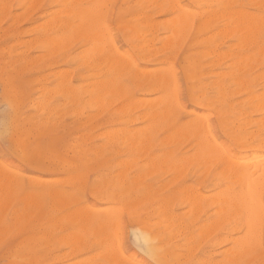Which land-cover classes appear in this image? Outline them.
<instances>
[{
	"label": "rangeland",
	"instance_id": "rangeland-1",
	"mask_svg": "<svg viewBox=\"0 0 264 264\" xmlns=\"http://www.w3.org/2000/svg\"><path fill=\"white\" fill-rule=\"evenodd\" d=\"M64 1L0 0V168L3 167V169H0V183L2 185H0V212H2V214L0 213V264H109V262L110 264H264V182L261 187H256L261 184L258 183L261 178H258L259 180L255 179V170L252 172V169L251 172L254 174L250 176L249 173L248 177L250 176V181H253L251 178L254 177V182L256 183L257 181L259 184L254 185L255 183H252L253 187L259 188L255 197H259L261 201H258L262 205H260L262 207V215L259 225V242L257 241L258 243H255V246L252 243V245L248 243V248L250 244L252 249H248L247 246H245L246 248L242 247L244 245L237 243L241 247L237 245L239 249L236 248L235 251L240 256L234 255L235 251L233 255L236 257L233 256L232 258L231 254L236 244L235 241L239 242L241 240L238 241V237H243L242 239H245L244 236L247 237V234L244 235L246 230L243 228L244 225L238 222L239 220L240 222L246 220L243 216L242 219H238L236 210L244 208V199L251 200L249 202L254 203L255 206L251 203V207H256L257 204V202L255 203L257 197L252 201L253 199L250 196L254 197V194L250 196L248 195L250 192L247 194L250 189H254L252 186V188H247L250 182L249 184L245 183L249 180L246 178L247 180L244 183V178L242 180L241 176L240 178L238 176L240 181H236L235 177L237 178V175H240L238 171L245 165L244 163L250 164L248 166L251 168L256 162V160L253 161L255 158L264 157V112L262 113L264 111V100L260 104L264 97V95H260L264 94V22L262 21L264 20V0H235V11H238L233 16V19H235L234 21L238 19V22L242 19V23L232 22L233 24H225L224 17L215 19L214 25L218 27L213 33L211 39L213 42H210V45H206L209 40L205 41V39H209L208 36L210 34L207 36V34L201 32L202 14L207 10L217 8L215 0H175L176 4L172 3L176 6L170 3L171 0L170 2L169 0H153L154 3H152V0H108L104 3L107 4V6L104 5V7L106 6L105 10H103V6L99 5L102 12L98 13L99 16L96 15V18L99 19L97 25L100 26V21L104 22L105 31L107 29L109 33L104 31L103 33L104 35L110 34L109 36L112 37V40H110L113 41L111 43L107 41L109 36H107L106 42L100 41V44L104 42L102 44L105 51H103V45L101 48L104 56H102L101 52H98L97 56L95 54L97 51L92 48L90 54L91 52L93 54L90 56L87 53L89 52L87 47L89 48L91 42L94 41V39L91 42L89 41L91 35L87 39L85 34L83 38L78 33L79 37L76 32L75 35L78 38L73 37L75 36L74 30L72 37H66L71 34L70 28L73 27V23L77 21V18L80 22H77V26L74 27L77 28L78 32L82 30L80 34L85 31L84 25L91 16L92 20L90 18V23L96 24L94 23L96 19H93V15L88 16L83 21L82 18L84 16L81 17L82 15L80 16L74 12L77 17L72 19L74 14L70 8L72 7L73 9L74 7L73 10H75V4L76 7L80 5L84 8H90V3L92 5L95 2L97 5L96 1L80 0L81 2H79V0H74L73 2L76 1L77 3L73 4L70 3V0ZM150 2L152 3L151 5H149ZM69 3L72 5L69 6ZM159 4H162L160 8ZM59 6H62V8L60 9ZM80 6L79 8L81 9L82 7ZM142 6L145 7L143 8ZM174 6L176 8L181 7L182 12L187 11L188 15L186 16L190 20L193 19L191 20L192 23L189 24L191 28L186 26L188 33L184 30L181 36L175 34V38H170L171 28L175 29V31L171 30L175 33L179 31L176 28V24L179 21H177V18H180L178 16L180 12L177 15L173 14L177 11ZM95 7H93L94 10H100L97 8L98 5ZM93 8L90 9L91 12H88L92 14L93 11L95 13ZM65 10H70L71 12L68 11L69 13L66 12L68 14L64 15ZM178 10L181 11L180 8ZM251 12L255 14H251ZM70 14L72 15L71 18L69 17ZM260 14L261 16L263 15V18H261ZM123 15L125 16L123 17ZM190 15L193 17L191 18ZM248 15H250V18ZM251 16L262 23H257L256 21L257 24H261L257 25V27H262H260L262 34L257 31L256 33L252 32L251 35V29L249 31V27L251 28V23L253 22L250 20ZM62 20L71 24L68 25L67 22ZM144 21L153 23L151 25L154 26H151V30L149 29L150 24L148 22L144 23ZM245 21L247 22L246 25H249L247 26L248 30L244 29L247 27H243V25L246 26ZM124 22L126 25L131 24V26L124 28ZM133 22L134 24H132ZM235 23L236 26L234 25ZM240 23L243 25L241 26ZM65 24L68 26L63 29ZM143 24L146 25L144 26ZM238 25L241 29H239ZM80 26H83L84 29L83 27L80 29ZM89 27H91L90 24ZM89 27L85 33L90 34L91 29L96 31L95 25L91 29ZM99 29L97 28V31ZM137 29L139 34V30L144 31L141 32V35H137ZM228 29L230 33H227ZM242 30L245 32H241ZM93 32H91L92 36H94ZM174 32L172 33L173 35ZM96 35L97 33L95 34V39L99 36ZM104 35L101 40H104ZM183 36H185L184 39ZM49 37L53 41L55 40V43ZM63 37L67 39H63ZM178 37L182 39L179 40L177 39ZM252 37L253 39H251ZM198 38L200 40L196 41ZM97 39L95 42L98 41ZM170 39L177 45L171 43ZM244 41L245 43H243ZM200 42L204 45H201ZM97 43L99 44V42ZM113 43L115 45L112 48L110 44L113 45ZM164 44H166V47ZM243 44H245V47ZM110 47L114 51L117 50L115 52L112 51L113 53L111 54V50L109 51L108 49ZM205 52H207L206 55L204 54ZM197 53V58L192 56ZM87 54L90 56L89 58L86 56ZM121 55L125 61H122ZM242 55L244 57L241 59ZM246 55L248 58L251 57V59H246ZM83 56L86 60H84L85 62L83 61ZM114 56H121V58H115ZM113 57L114 62L112 61ZM196 59L200 68H198L199 75L197 73L196 76L189 77L191 61ZM239 59L241 62L245 60L239 63L237 61ZM100 60L101 63H99ZM115 60L120 62L122 65L121 69L117 66L118 63ZM124 62H127V67H125L126 64L123 66ZM244 64L246 65L244 66ZM128 65L130 66L128 67ZM168 66L172 72L171 70L169 71ZM235 66L238 67L235 68ZM164 69L168 71H165V74L163 72ZM168 73L170 76H168ZM162 75L165 78L163 81ZM239 80L240 82L238 83ZM109 81L110 83L112 82L113 87L109 84ZM169 81L175 84L174 91L176 90V92H171L174 84L172 83L173 88L170 87ZM117 83L119 87L116 86ZM168 86L172 88L169 91L173 96L175 94V97H173L174 101H170L172 94L169 91L167 94ZM105 87H108V90ZM117 87L122 89L123 93ZM103 89L104 91L105 89L107 90L105 91L106 94L103 93ZM100 92L103 95L100 94V96ZM162 92L165 95L167 94L171 103L167 98H164L167 97L165 95H162L164 99H160ZM92 95L94 98L98 95L99 98L96 96L97 98L95 99L97 101L99 99L101 103H97V101L95 103ZM250 97L253 99H250ZM153 98L160 99L159 103L154 102ZM150 99H153V103ZM133 100L135 102H132ZM149 100L148 104L147 101ZM237 100L239 101L237 102ZM102 103L105 105L103 106ZM128 105L131 106L129 107ZM157 106L158 108H156ZM166 106L170 108H166L165 111ZM172 106L176 109H172ZM149 110H151V113L158 112L156 115L155 113L150 115ZM162 110L165 111V114ZM145 112H147L146 115ZM150 116L153 117L150 118ZM156 119L159 120V123ZM198 119L202 123L204 122L200 124L201 126H208L202 128L210 134L208 138L207 135L209 134L206 135L207 132L205 134L203 132L202 137H200L203 141L198 138L201 135L200 131L197 130L198 126V129L201 128L200 125L193 122ZM150 121L155 123V126L152 124L153 126L151 127ZM189 122L192 126L196 125L197 128L196 126L192 128L191 124L188 125ZM183 123L187 125L185 126ZM180 126L182 127L180 128ZM175 129L176 132H179H173ZM145 130L149 131L148 135ZM185 132H188L189 135L187 136ZM172 133L178 135H173L172 137ZM180 134L183 135L181 136ZM136 137L138 138L136 139ZM205 137L208 138L205 140L206 142L204 141ZM169 138L172 142L167 141ZM143 139L144 141H142ZM197 139L202 141V143L205 142L210 150L212 142L220 145L221 147H219L222 148V151L220 149L214 150L216 147L213 146V155L215 152L218 158V154L221 152V155L224 153L229 160L227 158V161H225V156L222 158L219 154L221 157L218 159L222 158L220 160L221 163L218 159L213 163L211 155L209 158L212 162H210L209 158V161H206V156L199 154L203 149H200L197 152L198 154L195 155L198 150L195 148L202 147V143H198ZM138 140L142 142L140 143ZM147 140H149L148 144ZM205 147L203 148L205 149ZM77 148H79L78 152L75 150ZM205 150L202 153L206 152L208 154L209 150L208 152ZM212 152L210 151L211 154ZM162 153H166L168 156H162ZM161 156L162 158L165 156L163 158L164 162H162V159L160 160ZM184 156L186 159L188 156L187 161L183 158ZM199 156L203 158L201 159L202 161L204 160L203 162H199L201 161ZM193 157L195 158L193 159ZM158 158L161 163H159ZM182 160L184 161L181 164ZM230 160H235V163L237 161V165L239 161L247 160L253 164L247 163V161L243 165L240 163L238 166H242L238 167L237 165L234 166V162L232 163ZM263 160L261 161L259 158L256 162L258 164L261 161L259 163L261 167L258 164L261 169H263L261 165L264 162ZM208 162L210 165H207ZM229 163H231V166ZM145 164L147 167H145ZM4 167L9 168L10 173ZM225 167H227L226 170ZM256 167L254 166L253 168ZM202 168L204 169L203 171ZM237 168L239 169L237 170ZM249 168L247 170H250ZM260 170L256 171V173H262ZM8 173L15 178L17 177L18 182L17 180L11 182V180L6 179L5 175ZM260 176L262 177L261 174ZM263 180L264 178H262ZM4 185L10 188V191L7 188L4 190ZM240 185L243 188L246 185V191L242 190L243 188ZM227 194H229L227 200L231 199V201L234 196V198L241 197V200L238 199L237 202L239 203L238 206H240L239 200L242 202V208H237L238 206H235L234 203L236 204V202H234L230 205L231 207L234 205V207L231 209L228 205V209L226 206L230 201L228 200L229 202L227 201L226 203L223 200L226 199L225 196ZM7 195H9V198ZM212 199L215 200L211 201ZM258 204L257 206H259ZM248 205L245 207H248ZM114 206L118 208L116 207L117 209H115ZM251 207L248 208L251 209ZM73 209L75 210L73 211ZM221 210H223L224 214ZM108 211H111V213H108ZM78 213L87 216H83V219L80 218L82 216L78 215ZM229 213L232 217H229ZM90 214H93L94 217L89 218ZM111 214L112 216H110ZM163 214L166 216L164 217ZM104 216L109 220L107 224L104 221L105 225H102L103 221L101 219L104 220ZM86 217H88V221ZM112 217H114L113 219L116 218V221L113 220V222ZM89 220H91V223ZM234 220L238 223L235 224ZM96 222L99 225L101 224L99 228ZM101 226H104V229ZM226 227L229 228L227 229ZM85 228H88L87 231ZM69 232H73L72 234L74 235L78 232L76 234H80L81 237L80 235H75L76 237L72 236V240ZM114 232L117 233L116 237ZM140 236H146V238L150 239L153 242L152 244H155L153 246L154 249L157 248V253L155 251L152 254L150 246L145 245L146 243L140 239ZM234 237L236 238L235 241L232 240L235 239ZM74 238L76 240L80 238V241L76 242ZM72 241L74 242L72 243ZM113 242H115L113 246H109ZM106 245L108 246L107 248L105 247ZM114 248L119 250V252H115ZM106 249H108L107 252ZM240 249L243 251L248 250L241 254ZM239 251L240 253H238ZM110 252L115 253L112 256L109 255ZM101 253H103V256H101ZM126 259L128 260L126 261Z\"/></svg>",
	"mask_w": 264,
	"mask_h": 264
},
{
	"label": "bare ground",
	"instance_id": "bare-ground-1",
	"mask_svg": "<svg viewBox=\"0 0 264 264\" xmlns=\"http://www.w3.org/2000/svg\"><path fill=\"white\" fill-rule=\"evenodd\" d=\"M62 1H64V0H60V1L58 0V2H62ZM73 1H74V0H72V1L70 0V3L73 4V3L76 2V1H75V2H73ZM77 1H78V0H77ZM81 1H82V0H81ZM81 1L79 0V2H81ZM87 1H88V0H87ZM89 1H90V0H89ZM93 1H96L98 7H97V5L95 4V2L92 3V5L96 6L97 8H99V7L101 8V6H103V7H102V8H104L103 10H105L107 4H104V3H106L108 0H106V1H104V0H98V1H97V0H92V2H93ZM109 1H110V0H109ZM132 1H133V0H132ZM147 1H148V0H147ZM150 1H151V0H150ZM215 1H216L217 8H215V9H213V10H209V11L207 10V11H205V12L202 14V18H203V19H202V25H201V32H203L204 34H207V36H208V34H210V35L208 36L209 39H205V41H208V40H209L208 43H207L206 45H208V44L210 45V42H213V41H211V39H212V37H213V33H215V31L217 30V27H218L217 25H214V21H215V19H218L219 17H220V18H221V17H224V18H225V21H224L225 24H230V23H232V22H236V23L238 22V21H237V20H238L237 18H236V19H237L236 21H234L235 19H233V16H234V15L237 13V11H238V10L235 11V7H234V2H235V0H215ZM259 1H260V0H259ZM262 1H263V0H262ZM262 1H261V2H262ZM36 2H37V0H36ZM64 2H65V1H64ZM90 2H91V1H90ZM101 2H102V3H101ZM124 2H125V1H124ZM160 2H161V1H160ZM163 2L165 3V1H163ZM169 2H170V0H169ZM172 2H174V3L176 4V1H175V0H173V1L171 0L170 3H172ZM206 2H207V1H206ZM21 3H22V2H21ZM70 3L68 4L69 6L72 5V4H70ZM76 3H77V2H76ZM145 3H146V2H145ZM147 3H148V2H147ZM152 3H154L153 0H152ZM152 3L150 2L149 5H151ZM157 3H159V2H157ZM174 3H172V4H174ZM23 4H24V3H23ZM29 4H30V3H29ZM29 4H28V5H29ZM31 4H32V3H31ZM58 4H60V3H58ZM61 4H63V3H61ZM82 4H83V3H82ZM82 4H81V5H82ZM143 4H144V3H143ZM175 4H174V5H175ZM251 4H253V3L251 2ZM254 4H255V3H254ZM88 5H89V4H88ZM92 5H91V3H90V5H89V6H91L90 8H89V7H85V8H84L83 6H80V5H79L80 7L84 8V9H85V10H84V9H82V8L80 9L79 6L76 7V4H75V10H73L74 7H73V9H72V7H71L70 9L72 10V13H73V14H74V12H75V13H77V14L80 15V16L82 15L81 17L84 16V17L82 18L83 21L86 20V18H88V16L90 17L91 15H93V16H94L93 19H96V20H97V22H96V20H95V22H94V23H96V24H94L95 27H96V28L94 27L96 31H94V29H91V27L94 26L93 24L90 23V22H91V21H90V18H91V20H92V16H91V17L89 18V21H87V23H85V25H86V24H88V22H89V24H90L91 27H89V24L86 25L87 27L84 25V27H85L86 29H84V27L82 26L83 29H84L85 31H87V28L89 27V28L92 30V31H90V29H88V30L90 31V34H89V33H85L84 30H83V31H84L83 34H80V33L82 32V30H81V32H78V31L76 30L77 28L74 27V26H77L76 23H77V22H80V21L78 20V18H77V21H75V22L73 23V27H71L72 29L70 28V30H71V34H70V35H67V36H66L65 34H64V35H65L67 38H68V37H72V34H73L72 32H73L74 30H75L74 35H75L76 32H77V35H78V33H79V35H82V37H83L84 34H85V36L87 37V39H88V37H90V35H91L92 38L90 37V38H89V39H90L89 41L91 42V41H93V39H94V41L91 42V45H93V47H91V45L88 44V45H90L89 48L87 47V49H89V52H87V50H86V52L90 54V50H91V48H92L93 50H96V51H97L96 53H95V51H94V53L97 55V54H99L98 52H101V48H102V45H103L102 43L106 42L105 40H106L107 36H109L110 34H108V35L105 34V35H106V37H105L103 31H104L105 33H109V32H107V29H106V31H105L104 22H102V21L99 22V25H100L101 27H104V28H101L100 26L97 25L99 19L96 18V15L99 16L100 11L102 12V9L99 8L100 10L96 11L97 9L94 10V8H93L94 6H92ZM99 5H101V6H99ZM104 5H106V6L104 7ZM126 5H127V4H126ZM145 5H146V4H145ZM160 5L162 6V4H159V8H160ZM31 6H33V5H31ZM73 6H74V5H73ZM118 6H119V5H118ZM157 6H158V4H157ZM157 6H156V7H157ZM175 6H176V5H175ZM175 6H174V7H175ZM96 7H95V8H96ZM142 7L144 8L145 6H142ZM177 7H178V6H177ZM182 7H183V6H182ZM260 7H261V5H260ZM59 8L61 9L62 6H61V7L59 6ZM64 8H65V6L63 7V11H64ZM76 8H77V9H76ZM87 8H89V9H87ZM92 8H93V10L95 11V13L92 11V14H91V13H90V12H91L90 9H92ZM143 8H141V9H143ZM167 8H168V5H167ZM171 8H172V7H171ZM179 8H180L181 11L178 10ZM179 8H176V7H175V10H177V11H175V13H173V14L177 15V13L180 12V13H178V16H180V18H179V17L177 18V21L179 20L178 22H180V23H178V22L176 21V22H177V24H176V28H178L177 30H179V31H178L179 33H178V32L175 33V32H174L175 29L171 28V30L173 29L174 31H171V30H170V33H169L170 38H175V34H176V35L179 34V35L181 36V35H182L181 33H183L184 30L188 33V29L186 28V26H188V28H191V27L189 26V24L192 23L191 20L193 19V18H192L193 16L190 15V17L192 18V19L190 20V19L186 16V15H188V12H187V11L182 12V11H183L182 8H181V7H179ZM244 8H245V7H244ZM244 8H243V9H244ZM67 9H68V8H67ZM79 9H80V10H79ZM237 9H238V8H237ZM77 10H79V11L77 12ZM121 10H122V9H121ZM60 11H61V10H60ZM63 11H62V13H63ZM68 11H70V10H68ZM68 11L65 10V12H64L63 14H64V15H65V14H68V13H69ZM88 11H90V12H88ZM157 11H160V10H157ZM44 12H45V11H44ZM66 12H68V13H66ZM70 12H71V11H70ZM138 12H139V11H138ZM152 12H153V11H152ZM185 12H186V13H185ZM243 12H244V11H243ZM246 12H247V11H246ZM55 13H56V12H55ZM62 13H61V14H62ZM72 13H71V14H72ZM98 13H99V14H98ZM103 13H104V12H103ZM136 13H137V12H136ZM181 13H182V14L184 13V14H183V17H182V14H181ZM262 13H263V12H262ZM56 14H57V13H56ZM71 14H70V16H69L70 18H71V16H72ZM84 14H85V15H84ZM94 14H95V15H94ZM101 14H102V13H101ZM137 14H138V13H137ZM194 14H196V13H194ZM245 14H246V13H245ZM247 14H249V13H247ZM251 14H255V13L251 12ZM86 15H87V16H86ZM102 15H103V14H102ZM135 15H136V14H135ZM135 15H133V16H135ZM145 15H146V14H145ZM238 15H239V14H238ZM66 16H67V15H66ZM124 16H125V15H123V17H124ZM133 16H130V17H133ZM148 16H149V15H148ZM184 16H186V17H184ZM199 16H200V14H199ZM240 16H241V15H240ZM242 16H243V15H242ZM245 16H246V15H245ZM248 16H249V18H250V15H248ZM253 16H254V15H253ZM256 16H257V14H256ZM260 16H261V14H260ZM53 17H55V16H53ZM75 17H77L76 14H74V17H72V19H76ZM100 17H102V16H100ZM136 17H137V16H136ZM98 18H99V17H98ZM182 18H183V19H182ZM244 18H245V17H244ZM261 18H263V15L261 16ZM61 19H62V18H61ZM68 19H69V18H68ZM68 19H67V20H68ZM102 19H103V18H102ZM130 19H132V18H130ZM170 19H171V18H170ZM185 19H186V20H185ZM188 19H189L190 21H189ZM239 19H240V18H239ZM247 19H248V18H247ZM247 19H246V20H247ZM256 19H257V18H253V17L251 16V19H250V20L253 21V22L251 23V25H252L251 28L249 27V31H250V29H251V31H250V32H251V35H252V32H253V33H256L257 31H258L259 34H262V31H260V30H261V29H260L261 26H260V27L258 26L259 28L257 27V25H261L262 23L259 22L260 20L257 21ZM263 19H264V18H263ZM63 20H64V19H63ZM63 20H62V21H63ZM65 20H66V19H65ZM144 20H145V18H144ZM153 20H154V19H153ZM181 20H182V21H181ZM184 20H185V21H184ZM241 20H242V19H241ZM241 20H240L239 22H241ZM135 21H136V20H135ZM171 21L173 22L172 19H171ZM183 21H184V22H183ZM188 21H189V22H188ZM243 21H244V20H243ZM248 21H249V19H248ZM256 21H257V23L259 22V23H261V24H257ZM262 21L264 22V20H262ZM63 22H67V21H63ZM69 22H70V20H69ZM146 22H148V23L150 24V27L148 26L149 29L152 28L151 26H154V25H151V24H153L152 22L144 21V23H146ZM182 22H183V23H182ZM185 22H187V23H185ZM215 22H216V21H215ZM239 22H238V23H239ZM254 22H255L256 24H255ZM61 23H62V22H61ZM92 23H93V21H92ZM128 23H129V22H128ZM148 23H147V24H148ZM162 23H163V22H162ZM173 23H174V22H173ZM197 23H198V22H197ZM219 23H220V22H219ZM236 23L234 24L235 26H236ZM238 23H237V24H238ZM241 23H242V22H241ZM241 23H240V25L242 26L243 24H241ZM246 23H247V22L245 21V25H246ZM67 24H68V22H67ZM69 24H71V23H69ZM69 24H68V25H69ZM79 24H80V23H79ZM132 24H134V22H133ZM141 24H142V23H141ZM149 24H148V25H149ZM163 24H164V23H163ZM216 24H217V23H216ZM232 24H233V23H232ZM232 24H231V25H232ZM248 24H249V23H248ZM62 25H63V24H62ZM68 25L65 24V26H64L63 29H65V27H67ZM96 25H97V26H96ZM121 25H122V24H121ZM124 25H125V26H123L124 28H126V26H127V27H128V26H131V24L126 25L125 22H124ZM143 25L145 26L146 24H143ZM169 25H170V24H169ZM178 25H179V27H178ZM182 26H183V27L185 26L184 29H182V28H183ZM224 26H225V25H224ZM238 26H239V25H238ZM238 26H237V27H238ZM247 26H249V25H246V26L243 25V27H247ZM53 27H54V26H53ZM60 27H61V25H60ZM80 27H81V26H80ZM82 27H81L80 29H82ZM132 27H135V26H132ZM137 27H138V26H137ZM137 27H136V28H137ZM180 27H181V28H180ZM197 27H198V26H197ZM197 27H196V28H197ZM222 27H223V26H222ZM222 27H221V29H223ZM230 27H231V26H230ZM237 27H236V28H237ZM73 28H75V29H73ZM97 28H98V29H99V28L102 29V31H100V29H99V31H97ZM144 28H145V27H144ZM196 28H195V29H196ZM261 28H262V27H261ZM61 29H62V28H61ZM63 29H62V30H63ZM129 29H130V27H129ZM129 29H127V30H129ZM132 29H133V28H132ZM134 29H135V28H134ZM219 29H220V28H219ZM221 29H220V30H221ZM229 29H230V28H229ZM229 29L227 30V33H230ZM231 29H232V28H231ZM234 29H235V28H234ZM239 29H241L240 26H239ZM244 29H245V30H246V29L248 30V27H247V28H244ZM41 30H42V29H41ZM135 30H136V29H135ZM150 30H151V29H150ZM181 30H182V32H181ZM196 30H197V29H196ZM236 30H238V29H236ZM60 31H61V30H60ZM79 31H80V30H79ZM89 31H88V32H89ZM93 31H94V32H93ZM139 31H140V34H139V32H138V29H137V32H138V33L136 32L137 35H141V32H143L144 30H143V31H142V30H139ZM222 31H223V30H222ZM232 31H233V30H232ZM62 32H63V31H62ZM91 32L94 33V36H92ZM173 32H174V35L172 34ZM220 32H221V31H220ZM223 32H224V31H223ZM241 32L244 33L245 31L242 30ZM246 32H247V31H246ZM250 32H249V33H250ZM63 33H64V32H63ZM96 33H97L96 36H98L99 33H101V34L104 35V38H103L104 40H101L102 37H103V35H101V34L97 37L98 39L96 38V39L98 40L97 42H99V44H98L97 42H95V41H96V39H95V34H96ZM129 33H130V32H129ZM187 33H186V34H187ZM243 33H242V35H243ZM247 33H248V32H247ZM247 33H245V34L247 35ZM61 34H62V33H61ZM87 34H88V35H87ZM222 34H223V33H222ZM245 34H244V35H245ZM59 35H60V34H59ZM77 35H75V36H73V37H77V38H78L79 35H78V36H77ZM137 35H136V37H137ZM166 35H167V34H166ZM171 35L174 36V37H172ZM217 35H218V34H217ZM253 35H256V34H253ZM85 36H84V37H85ZM159 36H160V35H159ZM222 36H223V35H222ZM248 36H249V34H248ZM61 37H62V35H61ZM79 37H80V36H79ZM84 37H83V38H84ZM138 37H139V36H138ZM149 37H150V36H149ZM166 37H167V36H166ZM176 37H177V36H176ZM184 37H185V36H183V39H184ZM226 37H227V36H226ZM250 37H251V36H250ZM250 37H249V38H250ZM254 37H255V36H254ZM47 38H48V36H47ZM49 38H50L51 41H53V40L51 39V37H49ZM53 38H54V37H53ZM55 38H56V37H55ZM59 38H60V37H59ZM67 38H64V37H63V39H67ZM167 38H168V37H167ZM202 38H203V37H202ZM222 38H223V37H222ZM242 38H243V36H242ZM244 38H245V37H244ZM74 39H75V38H74ZM85 39H86V38H85ZM87 39H86V40H87ZM110 39L112 40V37H111V36H109V40H107V41H108L109 43L113 42V41H111ZM154 39H155V38H154ZM159 39H160V38H159ZM177 39H179V37H178ZM181 39H182V38H180L179 40H181ZM246 39H247V38H246ZM251 39H253V37H252ZM43 40H44V39H43ZM43 40H42V41H43ZM57 40H58V38H57ZM149 40H150V39H149ZM170 40H171V39H170ZM173 40H174V39H173ZM179 40H178V41H179ZM199 40H200V39L198 38L196 41H199ZM242 40H243V39H242ZM47 41H48V40H47ZM62 41H64V40H62ZM82 41H83V40H82ZM89 41H88V43H89ZM100 41H104V42H101V44H100ZM150 41H151V40H150ZM174 41H175V40H174ZM240 41H241V39H240ZM245 41H246V40H245ZM245 41H244L243 43H245ZM247 41H248V40H247ZM250 41H251V40H250ZM53 42L55 43V40H54ZM60 42H61V41H60ZM66 42H67V40H66ZM164 42H165V41H164ZM168 42H169V41H168ZM168 42H167V43H168ZM181 42H182V41H181ZM214 42H215V41H214ZM219 42H220V41H219ZM253 42H254V41H253ZM255 42H256V41H255ZM22 43H23V42H22ZM30 43H31V42H30ZM56 43H57V42H56ZM64 43H65V42H64ZM86 43H87V42H86ZM94 43H95V44H94ZM146 43H147V42H146ZM171 43H174V42L171 40ZM195 43H196V42H195ZM200 43H201V45L203 44L202 42H200ZM241 43H242V42H241ZM42 44H44V43H42ZM106 44H107V43H106ZM139 44H140V43H139ZM174 44H176V43H174ZM196 44H197V45H200V44H198V43H196ZM45 45H46V44H45ZM107 45H109V44H107ZM110 45H111V47L113 48L115 44L113 43V45H112V44H110ZM142 45H143V43H142ZM164 45H165V47H166V44H164ZM176 45H177V44H176ZM197 45H196V46H197ZM203 45H204V44H203ZM243 45H244V47H245V44H243ZM249 45H250V44H249ZM262 45H263V44H262ZM111 47H110V48H111ZM145 47H146V45H145ZM148 47H149V45H148ZM241 47H242V45H241ZM256 47H257V45H256ZM52 48H54V47H52ZM52 48H51V49H52ZM63 48H64V47H63ZM110 48H108V49H109V51L111 50V51H110L111 54L117 50V49L115 48L116 50L114 51V49H112V48L110 49ZM141 48H142V47H141ZM146 48H147V47H146ZM151 48H152V47H151ZM192 48H193V47H192ZM212 48H213V47H212ZM215 48H216V47H215ZM230 48H234V47H230ZM260 48H262V47H260ZM99 49H100V50H99ZM168 49H169V48H168ZM258 49H259V48H258ZM82 50H84V49H82ZM231 50H232V49H231ZM52 51H54V50H52ZM55 51H56V50H55ZM91 51H92V50H91ZM103 51H105L104 45H103ZM112 51H113V52H112ZM253 51H254V50H253ZM258 51H259V50H258ZM262 51H263V50H262ZM110 52H109V53H110ZM246 52H247V51H246ZM259 52H260V51H259ZM101 53H102V56H104V52H101ZM116 53H117V52H116ZM209 53H210V52H209ZM211 53H212V52H211ZM215 53H216V52H215ZM260 53H261V52H260ZM12 54H13V53H12ZM84 54H85V52H84ZM92 54H93V53L91 52L90 56H91ZM117 54L120 55L119 53H117ZM117 54H115V55L117 56ZM204 54L206 55L207 52H205ZM216 54H218V53H216ZM105 55H106V54H105ZM183 55H185V54H183ZM189 55H190V54H189ZM194 55H195V56H194ZM194 55H192V56L195 57V58H197L196 55H198V53H197V54H194ZM209 55H210V54H209ZM232 55H233V54H232ZM240 55H241V54H240ZM247 55H248V54H247ZM247 55H246V56H247ZM258 55H259V54H258ZM84 56H85V55H84ZM84 56H83V58H84ZM86 56H87L88 58L90 57V56H88V54H87ZM86 56H85V57H86ZM94 56H95V55H94ZM94 56H93V57H94ZM97 56H98V55H97ZM102 56H100V57H102ZM112 56H113V55H112ZM121 56H122V55H121ZM121 56H118V57L121 58ZM190 56H191V55H190ZM192 56H191V57H192ZM199 56H200V55H199ZM218 56H219V55H218ZM225 56H226V55H225ZM249 56H250V55H249ZM106 57H107V56H106ZM106 57H105V58H106ZM114 57H115V56H114ZM114 57H113V60H112L113 62H114ZM118 57H115V58H118ZM125 57H126V56H125ZM125 57H124V58H125ZM191 57H190V58H191ZM193 57H192V59H193ZM216 57H217V55H216ZM219 57H220V56H219ZM242 57H244V56L242 55V56H241V59H242ZM88 58H87V60H89ZM102 58H103V57H102ZM217 58H218V57H217ZM249 58L251 59V57H249ZM249 58H248V56H247L246 59L250 60ZM258 58H259V57H258ZM107 59H108V58H107ZM122 59H123V56H122ZM122 59H121V60H122ZM125 59H126V58H125ZM205 59H206V58H205ZM205 59H204V60H205ZM213 59H214V58H213ZM254 59H255V58H254ZM256 59H257V58H256ZM84 60H85V58L83 59V61H84ZM97 60H98V59H97ZM118 60H119V59H118ZM118 60H115V61H117V63H118L117 66L121 69V68H122V65L120 64V62H119ZM214 60H215V59H214ZM216 60H217V59H216ZM244 60H245V59H244ZM244 60H243V61H244ZM85 61H86V60H85ZM85 61H84V62H85ZM94 61H95V60H94ZM122 61H125V60L123 59ZM122 61H121V62H122ZM128 61H129V60H128ZM200 61H201V60H200ZM220 61H221V60H220ZM237 61H239V63H242V62H243V61L241 62L240 59L237 60ZM130 62H131V61H130ZM99 63H101V60H100ZM108 63H110V62L108 61ZM111 63H112V62H111ZM126 63H127V62H124L123 66H124ZM94 64H95V63H94ZM112 64H113V63H112ZM203 64H204V63H203ZM246 64H247V63H246ZM246 64H244V66H245ZM98 65H99V64H98ZM167 65H168V64H167ZM169 65H170V64H169ZM200 65H201V64H200ZM239 65H241V64H239ZM247 65H249V64H247ZM129 66H130V65H128V67H129ZM170 66H171V65H170ZM106 67H107V66H106ZM125 67H127V64H126ZM237 67H238V66H237ZM237 67L235 66V68H237ZM97 68H98V67H97ZM100 68H102V67H100ZM162 68H164V67H162ZM167 68L169 69V66H168ZM198 68H199V63L197 62V59H196V60H192V61H191V69H190V75H189V77L196 76V74L198 73V71H199V69H200V68H199V69H198ZM252 68H253V67H252ZM73 69H74V68H73ZM125 69H127V68H125ZM186 69H187V68H186ZM238 69H239V68H238ZM240 69H241V66H240ZM3 70H4V69H3ZM170 70H171V69H169V71H170ZM89 71H90V70H89ZM101 71H102V70H101ZM105 71H106V70H105ZM134 71H135V70H134ZM165 71H166V70L164 69V70H163L164 74H165ZM239 71H240V70H239ZM166 72H168V71H166ZM171 72H172V70H171ZM229 72H230V71H229ZM261 72H262V71H261ZM133 73H134V72H133ZM186 73L189 74L188 72H186ZM216 73H217V72H216ZM230 73H231V72H230ZM232 73H233V72H232ZM262 73H263V72H262ZM91 74H93V73H91ZM145 74H146V72H145ZM166 74H167V73H166ZM168 74H169V73H168ZM200 74H201V73H200ZM220 74H222V73H220ZM258 74H259V73H258ZM198 75H199V73H198ZM217 75H218V74H217ZM232 75H233V74H232ZM251 75H252V74H251ZM262 75H263V74H262ZM117 76H119V75H117ZM135 76H136V75H135ZM157 76H158V75H157ZM160 76H161V75H160ZM160 76H159V77H160ZM162 76H163V75H162ZM166 76H167V75H166ZM168 76H170V74H169ZM219 76H220V75H219ZM226 76H227V75H226ZM136 77H138V76H136ZM217 77H218V76H217ZM106 78H107V77H106ZM117 78H118V77H117ZM166 78H167V77H166ZM111 79H112V78H111ZM157 79H158V78H157ZM169 79H170V78H169ZM257 79H258V78H257ZM104 80H105V79H104ZM119 80H120V79H119ZM163 80H165L164 76H163L162 81H163ZM167 80H168V79H167ZM170 80H171V79H170ZM248 80H249V79H248ZM113 81H114V80H113ZM171 81H172V80H171ZM171 81H169V82H170V83H169V86H170V84H171L170 87H172V83H173V82H171ZM192 81H193V80H192ZM198 81H199V79H198ZM3 82H4V81H3ZM95 82H96V81H95ZM116 82H117V81H116ZM116 82H115V83H116ZM125 82H126V81H125ZM165 82H166V81H165ZM202 82H203V80H202ZM215 82H216V81H215ZM239 82H240V80L238 81V83H239ZM244 82H245V81H244ZM244 82H243V83H244ZM111 83H112V82H111ZM111 83H110V81H109V84H111ZM118 83H119V81H118ZM118 83H117L116 86H118ZM123 83H124V82H123ZM217 83H218V82H217ZM236 83H237V82H236ZM241 83H242V82H241ZM98 84H100V83H98ZM173 84H174V83H173ZM198 84H199V83H198ZM261 84H262V83H261ZM11 85H12V84H11ZM95 85H96V84H95ZM111 85H112V84H111ZM119 85H120V84H119ZM124 85H125V84H124ZM241 85H242V84H241ZM116 86H115V87H116ZM169 86H168L167 94H168L169 89L171 90V89L174 87V88L171 90V92L174 91V89H175V84L173 85L172 88H169ZM98 87H99V86H98ZM100 87H101V85H100ZM112 87H113V85H112ZM118 87H119V86H118ZM118 87H117V88H118ZM121 87H122V84H121ZM125 87H126V86H125ZM200 87H201V85H200ZM241 87H242V86H241ZM105 88H107V90H108V87H105ZM123 88H124V87H123ZM96 89H97V88H96ZM114 89H115V88H114ZM118 89H120V88H118ZM118 89H117V90H118ZM142 89H143V88H142ZM91 90H92V87H91ZM107 90L105 89V91H107ZM124 90H125V89H124ZM126 90H127V89H126ZM138 90H139V89H138ZM236 90H237V89H236ZM239 90H240V89H239ZM248 90H249V89H248ZM2 91H3V90H2ZM66 91H67V90H66ZM81 91H82V90H81ZM88 91H89V90H88ZM101 91H102V90H101ZM105 91H104V89H103V93L106 94ZM111 91H112V90H111ZM118 91H119V90H118ZM201 91H202V90H201ZM89 92H90V91H89ZM109 92H110V90H109ZM115 92H116V91H115ZM120 92H122V89H120ZM146 92H147V91H146ZM146 92H145V93H146ZM171 92L169 91L170 94H172ZM174 92H176V90H175ZM174 92H173V93H174ZM192 92H193V91H192ZM247 92H248V91H247ZM61 93H62V92H61ZM112 93H113V91H112ZM122 93H123V92H122ZM122 93H121V94H122ZM147 93H148V92H147ZM165 93H166V92H165ZM263 93H264V92H263ZM82 94H83V93H82ZM100 94H102V93L100 92L99 95H100ZM108 94H109V93H108ZM110 94H111V93H110ZM119 94H120V93H119ZM167 94L165 95V94L162 92L161 96H162V95L167 96ZM193 94H194V92H193ZM219 94H221V93H219ZM89 95H90V93H89ZM102 95H103V94H102ZM221 95H222V94H221ZM257 95H259V94H257ZM260 95H264V94H260ZM260 95H259V96H260ZM71 96H72V95H71ZM92 96H93V95H92ZM92 96H91V97H92ZM96 96H98V95H96ZM96 96H95V98H97ZM100 96H101V95H100ZM117 96H118V95H117ZM120 96H122V95H120ZM171 96H172V97L170 98V99H171L170 101H174L175 99H174L173 97H175V94H174V96H173V94H172ZM194 96H195V95H194ZM219 96H220V95H219ZM95 98H94V96H93V101H94ZM98 98H99V96H98ZM159 98H160V97H159ZM162 98H163V96H162L160 99L162 100ZM164 98H167V99H168V96H167V97H164ZM164 98H163V99H164ZM257 98H259V97H257ZM153 99H154V98H153ZM153 99H152V100L150 99V100L152 101V103H153ZM156 99H157V98H156ZM156 99H154V102L157 103L160 99H157V101H156ZM172 99H173V100H172ZM246 99H249V98H246ZM250 99H253V98L250 97ZM259 99H260V98H259ZM261 99H262V98H261ZM86 100H87V99H86ZM146 100H147V99H146ZM150 100L147 101L148 104H149ZM165 100H166V99H165ZM263 100H264V97H263V99L260 101V104H262V101H263ZM96 101H97V100L95 99V103H96ZM106 101H107V100H106ZM137 101H138V100H137ZM139 101H140V100H139ZM168 101H169V99H168ZM170 101H169V102H170ZM238 101H239V100H237V102H238ZM32 102H33V101H32ZM98 102L101 103V101H100L99 99H98L97 103H98ZM102 102H103V100H102ZM107 102H108V101H107ZM132 102H135V101L133 100ZM160 102H161V101H160ZM199 102H200V101H199ZM60 103H61V102H60ZM138 103H139V102H138ZM141 103H142V102H141ZM158 103H159V102H158ZM158 103H157V104H158ZM166 103H167V102H166ZM170 103H171V102H170ZM201 103H202V102H201ZM263 103H264V102H263ZM38 104H39V103H38ZM108 104H109V103H108ZM260 104H258V105H260ZM94 105H95V104H94ZM98 105H100V104H98ZM102 105L104 106L105 104L102 103ZM133 105H134V104H133ZM139 105H140V104H139ZM155 105H156V104H155ZM176 105H177V104H176ZM258 105H257V106H258ZM14 106H15V105H14ZM35 106H36V105H35ZM103 106H101V107H103ZM115 106H116V105H115ZM128 106H129V105H128ZM130 106H131V105H130ZM130 106H129V107H130ZM173 106H174V102H173ZM173 106H172L171 108H172V109H176V108H173ZM255 106H256V105H255ZM147 107H148V106H147ZM150 107H151V106H150ZM150 107H149V108H150ZM259 107H261V106H259ZM262 107H263V106H262ZM39 108H40V106H39ZM135 108H136V107H135ZM154 108H155V107H154ZM156 108H158V106H157ZM163 108H164V107H163ZM166 108H170V107H167V106H166V107H165V111H166ZM251 108H252V107H251ZM255 108H256V107H255ZM257 108H258V107H257ZM96 109H97V108H96ZM136 109H137V108H136ZM76 110H77V109H76ZM100 110H101V109H100ZM152 110H154V109H152ZM159 110H160V109H159ZM15 111H16V110H15ZM150 111H151V110H149V114H150V115H152V114L154 115L155 112L151 113ZM162 111H164V110H162ZM165 111H164V114H165ZM171 111H173V110H171ZM175 111H176V110H175ZM236 111H237V110H236ZM259 111H260V110H259ZM157 112H158V111H157ZM157 112H156V113H157ZM169 112H170V111H169ZM169 112H168V114H169ZM263 112H264V111H262V113H263ZM74 113H75V112H74ZM146 113H147V112H145V115H146ZM156 113H155V115H156ZM240 113H241V112H240ZM75 114H76V113H75ZM222 114H223V113H222ZM72 115H73V114H72ZM95 115H97V114H95ZM166 115H167V114H166ZM169 115H171V114H169ZM70 116H71V115H70ZM75 116H76V115H75ZM157 116H158V115H157ZM171 116H172V115H171ZM241 116H243V115H241ZM95 117H96V116H95ZM151 117H153V116H150V118H151ZM164 117H166V116H164ZM199 117H200V116H199ZM148 118H149V117H148ZM90 119H91V118H90ZM132 119H133V118H132ZM261 119H262V118H261ZM156 120H158V119H156ZM167 120H168V119H167ZM172 120H173V118H172ZM131 121H132V120H131ZM168 121H169V120H168ZM198 121H199V119H198L197 121H193V122H194V123L196 122L197 125H198V124L200 125V124L202 123V121L200 120V121H199L200 123H199ZM203 121H204V120H203ZM251 121H252V120H251ZM261 121H262V120H261ZM156 122H157V121H156ZM172 122H173V121H172ZM197 122H198V123H197ZM246 122H247V121H246ZM158 123H159V120H158ZM166 123H167V122H166ZM194 123H193V124H194ZM203 123H204V122H203ZM203 123H202V124H203ZM242 123H243V122H242ZM152 124L154 125L155 123H153V122L151 123V121H150V126H151V127L153 126ZM183 124H185V123H183ZM189 124H191V123L189 122L188 125H189ZM205 124H207V123L205 122ZM181 125H182V124H181ZM186 125H187V124H185V126H186ZM262 125H263V124H262ZM148 126H149V125H148ZM150 126H149V127H150ZM154 126H155V125H154ZM161 126H162V125H161ZM193 126L195 127L196 125H193ZM193 126H192V124H191V127H192V128H193ZM181 127H182V126H180V128H181ZM200 127H201L200 129H202V130L198 129L199 126H198V128H197V126H196L197 130L200 131L199 133H201V135H200L198 138L202 137V133H203V132H204L203 134H205L206 132H207L206 135L209 134V132H208L207 130H205V131L203 130V128H206V127H208V126H204V127H203V126L200 125ZM202 127H203V128H202ZM155 128H156V127H155ZM159 128H160V127H159ZM196 128H195V129H196ZM23 129H24V127H23ZM146 129H147V127H146ZM186 129H187V128H186ZM140 130H141V129H140ZM156 130H157V129H156ZM16 131H17V130H16ZM39 131H40V130H39ZM113 131H114V130H113ZM145 131L147 132V135H148V132H149V131H147V130H145ZM145 131H144V132H145ZM181 131H182V129H181ZM185 131H186V130H185ZM189 131H190V130H189ZM191 131H192V130H191ZM114 132H115V131H114ZM128 132H129V131H128ZM173 132H176V129H175V131L173 130ZM178 132H179V131H177L176 133H178ZM185 133H187V134H186L187 136L189 135L188 132H185ZM194 133H195V132H194ZM253 133H254V132H253ZM115 134H116V133H115ZM139 134H140V133H139ZM149 134H150V133H149ZM190 134H191V133H190ZM196 134H197V133H196ZM78 135H79V134H78ZM102 135H103V134H102ZM120 135H121V133H120ZM152 135H153V134H152ZM170 135H171V134H170ZM173 135H174V136H177L178 134L175 135L174 133H172V137H173ZM180 135H181V134H180ZM182 135H183V134H182ZM182 135H181V136H182ZM206 135H204V136H206ZM249 135H250V134H249ZM251 135H252V134H251ZM144 136H145V133H144ZM167 136H168V135H167ZM167 136H166V137H167ZM193 136H194V135H193ZM196 136H197V135H196ZM204 136H203V138H204ZM209 136H210V134L207 135L208 138H209ZM73 137H74V136H73ZM76 137H77V136H76ZM80 137H81V136H80ZM107 137H108L109 139H111L109 135H107ZM122 137H123V136H122ZM207 137H205L206 139H204V141L208 139ZM243 137H244V136H243ZM78 138H79V136H78ZM85 138H86V137H85ZM85 138H84V139H85ZM137 138H138V137H136V139H137ZM142 138H143V137H142ZM81 139H83V138H81ZM86 139H87V138H86ZM90 139H91V138H90ZM115 139H116V138H115ZM118 139H120V138H118ZM131 139H132V138H131ZM145 139H146V138H145ZM237 139H238V138H237ZM247 139H248V138H247ZM251 139H252V138H251ZM116 140H117V139H116ZM197 140H198V143H202V141H203V139H201V138H200V140H202V141H199V139H197ZM211 140H212V139H211ZM114 141H115V140H114ZM133 141H134V140H133ZM142 141H144V139H143ZM142 141H141V142H142ZM148 141H149V140H147V144H148ZM164 141H165V140H164ZM167 141H170V138H169V140H167ZM167 141H166V142H167ZM175 141H176V140H175ZM209 141H210V140H209ZM214 141H215V140H214ZM75 142H76V141H75ZM75 142H74V143H75ZM85 142H86V141H85ZM121 142H122V140H121ZM138 142H140V141L138 140ZM141 142H140V143H141ZM170 142H172V141H170ZM173 142H174V139H173ZM205 142H206V141H205ZM205 142L202 143V145H201L202 147H200V148H195V149H198V150L195 152V155L198 154L197 152H199L200 149H203V151H201L199 154H201L202 156L205 155V156H206V157H205V160H206V158H207L206 161H209V160H210V162L213 161V163H214V162H216V159H218V158L221 157V156H222V158L225 156V158H226L225 161H227V158H228V157H226V155H224V153H223V155H221V152H219V154H220L221 156L218 154V158H217L215 152H214V155H213L212 150L214 149V147H216V149H214V150H216V151H217L218 149H220V150L222 149V148H220V147H221L220 145H217L216 143H213V142H212V143H211V146H210V147H211V150H210V148H208L209 146H206ZM260 142H262V141H260ZM168 143H169V142H168ZM196 143H197V142H196ZM72 144H73V143H72ZM72 144H71V145H72ZM82 144H83V143H82ZM108 144H109V143H108ZM132 144H133V143H132ZM144 144H145V143H144ZM150 144H151V143H150ZM152 144H153V143H152ZM207 144L210 145L209 142H207ZM212 144H213V145H212ZM258 144H259V143H258ZM145 145H146V144H145ZM153 145H154V144H153ZM215 145H216V146H215ZM87 146H88V145H87ZM205 146H206V147H205ZM213 146H214V147H213ZM219 146H220V147H219ZM125 147H126V146H125ZM150 147H151V145H150ZM197 147H199V146H197ZM203 147H205V149H206V148H208V149L205 150ZM35 148H36V147H35ZM88 148H89V147H88ZM132 148H133V147H132ZM149 149H150V148H149ZM195 149H194V151H195ZM70 150H71V149H70ZM72 150H73V149H72ZM75 150H77V152H78V151H79V148H77V149H75ZM75 150H74V151H75ZM144 150H145V148H144ZM204 150L207 151V152H208V150H209V153H208V154H206V152H205V153H202V152H204ZM36 151H37V150H36ZM139 151H140V150H139ZM139 151H138V152H139ZM210 151L212 152V154L210 153ZM221 151H222V150H221ZM60 152H61V150H60ZM166 153H167V152H166ZM166 153H165V154L162 153V156H163V155L166 156V155L168 154V153H167V154H166ZM72 154H73V153H72ZM70 155H71V154H70ZM210 155L212 156V158H211L212 161H211V159L209 158ZM49 156H50V155H49ZM77 156H78V155H77ZM150 156H151V154H150ZM162 156H161L160 160L162 159V162H164L163 158H164L165 156H164L163 158H162ZM167 156H168V155H167ZM189 156H190V155H189ZM193 156H194V155H193ZM211 156H210V157H211ZM213 156H214V157H213ZM75 157H76V156H75ZM122 157H123V156H122ZM156 157H157V156H156ZM158 157H159V156H158ZM200 157H201V156H199V158H200ZM84 158H86V157H84ZM131 158H132V157H131ZM167 158H169V157H167ZM183 158H185V161H187L188 156H187V159H186L185 156H184ZM183 158H181V159H183ZM189 158H191V157H189ZM194 158H195V157H193V159H194ZM208 158H209V160H208ZM222 158H220V160H222ZM259 158H260V160L262 161L264 157H263V158H262V157H259ZM259 158H258V159H259ZM261 158H262V159H261ZM140 159H141V157H140ZM153 159H154V158H153ZM153 159H152V160H153ZM196 159H197V157H196ZM201 159H203V158H200V160H201ZM258 159L255 158L253 161L256 160V162H257ZM117 160H118V159H117ZM133 160H134V159H133ZM133 160H132V161H133ZM158 160H159V158H158ZM160 160H159V161H160ZM165 160H166V159H165ZM218 160H219V159H218ZM220 160H219V161H220ZM228 160H229V158H228ZM250 160L252 161V159H250ZM128 161H129V160H128ZM130 161H131V160H130ZM146 161H147V160H146ZM149 161L151 162V160H149ZM183 161H184V160L181 161V164H182ZM191 161H192V160H191ZM203 161H204V160H203ZM203 161L201 160V161H199V162H203ZM231 161H232V163L234 162V166L237 165V164H236L237 161H236V163H235V160H230V162H231ZM247 161H248V160H247ZM247 161H243V162H240V161H239V162H238V165H239L240 163H242V165H243V163H244V162H247ZM251 161H248L247 163L250 162L251 164H253V163H252L253 161H252V162H251ZM261 161H259V163H260ZM263 161H264V160H263ZM72 162H73V161H72ZM136 162H137V161H136ZM152 162H153V161H152ZM157 162H158V161H157ZM189 162H190V161H189ZM197 162H198V161H197ZM217 162H218V161H217ZM256 162H255V164H256ZM62 163H63V162H62ZM64 163H65V162H64ZM122 163H124V162H122ZM130 163H131V162H130ZM146 163H147V162H146ZM159 163H161V161H160ZM178 163H179V162H178ZM187 163H188V162H187ZM191 163H192V162H191ZM220 163H221V161H220ZM259 163H258V164H259ZM262 163H263V164H261V165L263 166V167H262L263 169L260 168V167H261L260 164H259L260 167H258V164H256V165L253 164V165L251 166V168H249L250 164H246V163H244L245 165H243V166L241 165L242 168H243V170H242V168H241V169L238 171V172L240 173V175H237V178L235 177L236 181H240V180H238V179H239L240 176H241L242 180H243V178L245 179V180H244V183L246 182L247 179L249 180V181H247V183H245V184H249V182H250L249 187H247V186L245 185V188H243L242 185H240V186L243 188L242 190L246 191L245 189H247V188H252L254 185H256V184H258V183H261V184H260V185L258 184L259 186H256V187H261V186L263 185L264 180L262 181V178H264V162H262ZM74 164H75V163H74ZM79 164H80V163H79ZM138 164H139V163H138ZM162 164H163V163H162ZM166 164H167V163H166ZM169 164H170V163H169ZM185 164H186V163H185ZM185 164H184V165H185ZM189 164H190V163H189ZM189 164H188V165H189ZM198 164H199V163H198ZM204 164H205V163H204ZM206 164H207V163H206ZM218 164H219V163H218ZM223 164H226V163H223ZM124 165H125V164H124ZM145 165H146V164H145ZM156 165H158V164H156ZM159 165H160V164H159ZM179 165H180V164H179ZM201 165H202V164H201ZM207 165H210L209 162H208ZM229 165L231 166V163H229ZM238 165H237V166H238ZM248 165H249V166H248ZM2 166H3V165H2ZM57 166H58V165H57ZM129 166H130V165H129ZM139 166H140V165H139ZM169 166H171V165H169ZM195 166H196V165H195ZM234 166H233V167H234ZM241 166H238V167H241ZM254 166H255V167L257 166L259 169H258L257 167H256V168H253ZM60 167H61V166H60ZM145 167H147V165H146ZM145 167H144V168H145ZM164 167H165V166H164ZM166 167H167V166H166ZM171 167H172V166H171ZM178 167H179V166H178ZM181 167H182V166H181ZM184 167H185V166H184ZM186 167H187V166H186ZM207 167H208V166H207ZM244 167H245V168H244ZM246 167L249 168L250 170H247ZM150 168H151V167H150ZM158 168H159V167H158ZM169 168H170V167H169ZM205 168H206V167H205ZM221 168H222V167H221ZM226 168H227V167H225V170H226ZM229 168H230V167H229ZM0 169H3V167H1ZM4 169H5L6 171H8V172L10 171L9 168L4 167ZM154 169H155V168H154ZM163 169H164V168H163ZM181 169H182V168H181ZM223 169H224V168H223ZM230 169H231V168H230ZM230 169H229V171H230ZM238 169H239V168H237V170H238ZM251 169H252V172H254L253 170H255V174L251 172ZM256 169H257V170H256ZM260 169H261V170H260ZM123 170H124V169H123ZM157 170H158V169H157ZM157 170H156V171H157ZM203 170H204V169L202 168V171H203ZM221 170H222V169H221ZM232 170H233V169H232ZM232 170H231V171H232ZM241 170H242V171H241ZM259 170H260V172H262V173H256V171L258 172ZM158 171H159V170H158ZM168 171H169V169H168ZM172 171H173V170H172ZM182 171H184V170H182ZM11 172H12V171H11ZM205 172H206V171H205ZM219 172H220V171H219ZM233 172H234V171H233ZM233 172H232V173H233ZM236 172H237V171H236ZM9 173H10V172H9ZM9 173H8L7 175H5V176H6V179H8L9 181L11 180V182H12L13 180H15V181L17 180V182H18V178H17V177L15 178L13 175H9ZM84 173H85V172H84ZM99 173H100V171H99ZM118 173H119V172H118ZM146 173H147V172H146ZM166 173H167V172H166ZM192 173H193V172H192ZM249 173H250V176H253V174H254V175L256 176L255 179L257 178V180H259V179L261 178V180H259L258 183H257V181H256V183H255V182H254L255 179H254V177H252L251 179H252L253 181H250V179H249L250 176L248 177ZM95 174H96V173H95ZM152 174H153V173H152ZM218 174H219V173H218ZM256 174H257V175H256ZM260 174L262 175V177L260 176ZM122 175H123V174H122ZM178 175H179V174H178ZM199 175H200V174H199ZM230 175H231V174H230ZM233 175H234V174H233ZM235 175H236V173H235ZM238 176H239V178H238ZM259 176H260V177H259ZM121 177H122V176H121ZM214 177H215V176H214ZM231 177H232V176H231ZM0 178H1V177H0ZM101 178H102V177H101ZM246 178H247V179H246ZM258 178H259V179H258ZM3 179H4V178H3ZM6 179H5V180H6ZM54 179H56V178H54ZM168 179H169V178H168ZM38 180H39V179H38ZM50 180H51V179H50ZM82 180H83V179H82ZM95 180H96V179H95ZM117 180H118V179H117ZM174 180H175V179H174ZM0 181H1V180H0ZM9 181H8V182H9ZM39 181H40V180H39ZM59 181H60V180H59ZM139 181H140V180H139ZM234 181H235V180H234ZM236 181H235V182H236ZM4 182H5V181H4ZM5 183H6V182H5ZM5 183H4V184H5ZM102 183H103V182H102ZM104 183H105V182H104ZM233 183H234V182H233ZM239 183H241V182H239ZM244 183H243V186H244ZM252 183H253V184L255 183V184L252 185ZM0 185H1V183H0ZM16 185H17V183H16ZM1 186H2V185H1ZM70 186H71V185H70ZM146 186H147V185H146ZM232 186H234V185H232ZM251 186H252V187H251ZM4 187H5L4 190H6L7 186L4 185ZM8 187H9V184H8ZM246 187H247V188H246ZM0 188H1V187H0ZM253 188H254V189H253V190L250 189V190L247 192V194H248L249 192H250V194H248L249 196L254 194V195H253L254 197H252V196H250V197L253 199L252 201H254V198L257 197V199H255V203L257 202V204H258L259 201H261V200L259 199L258 196L255 197V195H257V194H256V193H257L256 191H257L259 188H257V189H256L255 187H253ZM262 188H263V187H262ZM262 188H260V189L262 190ZM8 189H9V191H10V188H7V190H8ZM4 190H3V192H4ZM14 190H15V189H14ZM17 190H18V189H17ZM242 190H241V191H242ZM238 191H239V190H238ZM259 191H260V190H259ZM259 191H258V194H259ZM15 192H17V191H15ZM22 192H23V191H22ZM251 192H252V193H251ZM260 192H261V191H260ZM5 193H6V192H5ZM7 193L9 194L8 191H7ZM29 193H30V192H29ZM31 193H32V192H31ZM38 193H39V192H38ZM40 193H41V192H40ZM193 193H194V192H193ZM196 193H198V192H196ZM2 194H3V193H2ZM2 194H1V195H2ZM184 194H185V193H184ZM230 194H231V193H230ZM260 194H261V193H260ZM9 195H10V194H9ZM9 195H7L8 198H9ZM186 195H187V194H186ZM188 195H189V194H188ZM193 195H194V194H193ZM217 195H218V194H217ZM228 195H229V194H227V195L225 196L226 199H223V200H225L226 203H227L228 200L230 201V202L228 201L229 203L227 204V206H226V205H225V206L229 209L228 205L230 206V205H232L234 202H236V204L234 203V205H235V206H238L239 203L237 202V200H238V199L241 200V197H240V198H239V197H236V198H237V199H236V198H234V197H235V196H234L233 199H232V201H231V199H228V200H227V198L229 197ZM235 195H236V194H235ZM2 196H4V195H2ZM2 196H1V197H2ZM12 196H14V195H12ZM227 196H228V197H227ZM259 196H260V195H259ZM4 197H5V196H4ZM4 197H3V198H4ZM196 197H197V196H196ZM198 197H199V196H198ZM218 197H219V196H218ZM222 197H223V196H222ZM243 197H244V196H243ZM12 198L14 199V197H12ZM191 198H193V197H191ZM191 198H190V199H191ZM199 198H200V197H199ZM223 198H224V197H223ZM244 198H245V197H244ZM201 199H202V198H201ZM217 199H218V198H217ZM234 199H235V201H234ZM29 200H30V199H29ZM214 200H215V199H214ZM214 200L212 199L211 201H214ZM240 200H239V202H240V206H238L237 208H240V207L242 208V204H241L242 202H241ZM256 200H257V201H256ZM258 200H259V201H258ZM4 201H5V199H4ZM59 201H60V200H59ZM149 201H150V200H149ZM218 201H219V200H218ZM242 201H243V198H242ZM246 201L249 202V201H251V200H247V199L245 200V199H244V201H243V207H244V208H242V210H239V209H237L236 207H235V208L237 209L236 212H238V216H237L238 219H242V218L244 217V219L246 220V221H243V222H240V220H239L238 222H239V223H242V224L244 225L243 228L246 229V230L244 229V230H245L244 235L247 234V237L244 236L245 239H242L243 237H242V238H241V237H240V238L238 237V241H239L240 239L242 240V241L240 240L239 242L235 241V240H236L235 237H234L235 239H232V240H234V241L236 242L235 245L233 244V245L235 246V247H234V250H233V249H232L233 251L231 250V251L233 252V253L231 252V254H232V258H233L234 255L237 254V252L235 251V249H236V248L239 249V247H238L237 245L240 244V245H244V246H242V247H245V246L248 245V243H250V244L252 243V244L255 246V243H258V242H259V241H258V238H259V231H260L259 225H260V220H261V215H262V210H261V208H262L261 206H262V205L259 203V204H258L259 206H257V204H256V207H251L252 205H254V203L251 202V203H252V205H251L250 202L247 203ZM28 202H29V201H28ZM219 202H220V201H219ZM225 202H224V203H225ZM245 202H246V203H245ZM5 203H6V202H5ZM63 203H65V202H63ZM149 203H150V202H149ZM212 203H213V202H212ZM231 203H232V204H231ZM8 204H9V203H8ZM8 204H7V205H8ZM30 204H31V203H30ZM61 204H62V203H61ZM245 204H246V205H245ZM248 204H249V205H248ZM51 205H52V204H51ZM195 205H196V204H195ZM234 205H233V207H234ZM247 205H248V207H251V209L248 208V207H245V206H247ZM260 205H261V206H260ZM1 206H2V205H1ZM66 206H67V205H66ZM158 206H159V205H158ZM163 206H164V205H163ZM213 206H214V205H213ZM254 206H255V205H254ZM53 207H54V206H53ZM64 207H65V205H64ZM114 207H115V206H114ZM116 207H117V206H116ZM116 207H115V209L118 208V207H117V208H116ZM198 207H199V205H198ZM230 207H231V206H230ZM233 207H231V209H232ZM0 208H1V207H0ZM3 208H4V207H3ZM58 208H59V207H58ZM60 208H61V207H60ZM156 208H157V207H156ZM222 208H223V207H222ZM245 208H246V210H245ZM253 208H254V210H252ZM255 208H256V209H255ZM258 208H259V209H258ZM53 209H54V208H53ZM217 209H218V208H217ZM243 209H244V210H243ZM247 209H249V210H247ZM1 210H2V209H1ZM14 210H15V208H14ZM74 210H75V209H73V211H74ZM109 210H110V209H109ZM132 210H133V209H132ZM185 210H186V209H185ZM185 210H184V211H185ZM4 211H5V210H4ZM59 211H60V210H59ZM86 211H87V210H86ZM112 211H113V210H112ZM115 211H118V210H115ZM218 211H220V210H218ZM224 211H225V210H224ZM226 211H227V210H226ZM15 212H16V211H15ZM75 212H76V211H75ZM92 212H94V211H92ZM98 212H99V211H98ZM106 212H107V210H106ZM113 212H114V211H113ZM166 212H167V211H166ZM221 212H223V210H221ZM0 213L2 214V212H0ZM68 213H69V212H68ZM83 213H84V212H83ZM94 213H95V212H94ZM99 213H100V212H99ZM103 213H104V212H103ZM108 213H111V211H110V212L108 211ZM29 214H30V213H29ZM216 214H217V212H216ZM223 214H224V212H223ZM225 214H226V213H225ZM231 214H232V212H231ZM66 215H67V214H66ZM69 215H70V214H69ZM71 215H72V213H71ZM78 215L82 216V217H80V218H83V216H84V215H81V214H79V213H78ZM193 215H194V214H193ZM236 215H237V214H236ZM85 216H87V215H85ZM85 216H84V217H85ZM92 216H93V214H90L89 218L92 217ZM95 216H97V215H95ZM110 216H112V214H111ZM163 216H164V214H163ZM165 216H166V215H165ZM165 216H164V217H165ZM172 216H173V215H172ZM220 216H221V215H220ZM220 216H219V217H220ZM224 216H225V215H224ZM230 216H231V215H230V213H229V217H230ZM242 216H243V217H242ZM21 217H22V216H21ZM74 217H75V216H74ZM76 217H77V215H76ZM93 217H94V216H93ZM97 217H98V216H97ZM97 217H96V218H97ZM101 217H102V216H101ZM174 217H175V215H174ZM217 217H218V216H217ZM222 217H223V216H222ZM226 217H227V216H226ZM231 217H232V216H231ZM240 217H241V218H240ZM246 217H247L248 219H247ZM87 218H88V217H86V220H87ZM104 218H105L104 220L101 219V221H103L102 225H105V224H104L105 222H106V224H107V221L109 220L106 216H104ZM113 218H114V217H112V221H113V220L116 221V218H115V219H113ZM175 218H176V217H175ZM71 219H72V218H71ZM83 219H84V218H83ZM93 219H94V218H93ZM106 219H107V220H106ZM162 219H164V218L162 217ZM218 219H219V218H218ZM223 219L225 220L224 217H223ZM236 219H237V218H236ZM238 219H237V220H238ZM18 220H19V219H18ZM36 220H37V219H36ZM57 220H58V218H57ZM97 220H98V218H97ZM97 220H95V221H97ZM16 221H17V220H16ZM46 221H47V220H46ZM69 221H70V219H69ZM71 221H72V220H71ZM79 221H81V220H79ZM79 221H78V222H79ZM87 221H88V220H87ZM90 221H91V220H89V222H90ZM104 221H105V222H104ZM114 221H113V222H114ZM144 221H145V220H144ZM232 221H233V220H232ZM38 222H40V221H38ZM82 222H83V221H82ZM84 222H85V221H84ZM97 222H98V221H97ZM97 222H96V224H97ZM113 222H112V223H113ZM176 222H177V221H176ZM234 222H235V224L238 223V222L235 221V220H234ZM90 223H91V222H90ZM113 224H114V223H113ZM169 224H170V223H169ZM181 224H182V223H181ZM215 224H216V223H215ZM100 225H101V224H100ZM100 225H99V223L97 224L98 228H99ZM166 225H167V224H166ZM203 225H204V224H203ZM229 225H230V223H229ZM10 226H11V225H10ZM13 226H14V225H13ZM13 226H12V227H13ZM34 226H35V225H34ZM83 226H84V224H83ZM87 226H88V225H87ZM95 226H96V225H95ZM108 226H109V225H108ZM154 226H155V225H154ZM103 227H104V226H103ZM103 227L101 226V228H103ZM165 227H167V226H165ZM165 227H164V228H165ZM235 227H236V226H235ZM9 228H11V227H9ZM93 228H94V226H93ZM109 228H110V226H109ZM111 228H112V227H111ZM168 228H169V227H168ZM226 228H227V227H226ZM228 228H229V227H228ZM228 228H227V229H228ZM233 228H234V227H233ZM233 228H231V229H233ZM236 228H237V227H236ZM80 229H81V227H80ZM82 229L84 230L83 227H82ZM85 229H86V228H85ZM87 229H88V228H87ZM87 229H86V231H87ZM103 229H104V228H103ZM103 229H102V230H103ZM112 229H113V228H112ZM6 230H7V229H6ZM113 230H114V229H113ZM208 230H209V229H208ZM86 231H85V232H86ZM95 231H96V230H95ZM97 231H98V230H97ZM149 231H150V230H149ZM151 231H152V230H151ZM181 231H182V230H181ZM229 231H230V230H229ZM4 232H5V230H4ZM103 232H104V230H103ZM111 232H112V231H111ZM146 232H147V231H146ZM199 232H200V231H199ZM15 233H16V232H15ZM69 233H70V232H69ZM72 233H73V232H72ZM72 233H70V237L72 238V240H73V237H72V236H75V235L79 236V235H80V234H76V233H78V232H76V233L74 232L75 235L72 234ZM86 233H87V232H86ZM109 233H110V230H109ZM114 233H115V232H114ZM147 233H148V232H147ZM147 233H146V234H147ZM171 233H172V232H171ZM171 233H170V234H171ZM229 233H230V232H229ZM71 234H72V235H71ZM104 234H105V233H104ZM104 234H103V235H104ZM116 234H117V233H115V237L117 236ZM144 234H145V232H144ZM144 234H143V235H144ZM148 234H149V233H148ZM47 235H48V234H47ZM82 235H83V234H82ZM109 235H110V234H109ZM150 235H151V234H150ZM63 236H64V235H63ZM94 236H95V235H94ZM105 236H106V235H105ZM146 236H147V235H146ZM146 236H140V239H141L144 243H146L145 245L150 246V251L152 252V254H154V252L156 251L157 248L154 249V246H153V245H155V244H152L153 242H152L150 239L146 238ZM186 236H187V235H186ZM215 236H216V235H215ZM242 236H243V235H242ZM46 237H47V236H46ZM46 237H45V238H46ZM75 237H76V236H75ZM80 237H81V235H80ZM112 237H113V235H112ZM185 238H186V237H185ZM223 238H224V237H223ZM10 239H12V238H10ZM23 239H24V238H23ZM23 239H21V240L23 241ZM74 239H75V238H74ZM84 239H85V238H84ZM96 239H97V238H96ZM110 239H111V238H110ZM221 239H222V238H221ZM224 239H226V238H224ZM227 239H228V238H227ZM75 240H76V239H75ZM111 240H112V239H111ZM160 240H161V239H160ZM63 241H64V240H63ZM77 241H80V238H79L78 240H76V242H77ZM106 241H107V240H106ZM113 241H114V240H113ZM116 241H117V240H116ZM155 241H156V239H155ZM155 241H154V243H155ZM227 241H228V240H227ZM257 241H258V242H257ZM19 242H20V241H19ZM73 242H74V241H72V243H73ZM243 242H244V243H243ZM20 243H21V242H20ZM79 243H80V242H79ZM114 243H115V242H113L112 245H111V243H110L109 246H113ZM181 243H182V242H181ZM221 243H222V242H221ZM237 243H239V244H237ZM18 244H19V243H18ZM106 244H108V243H106ZM250 244H249V246L251 247L252 244H251V245H250ZM240 245H239V246H240ZM256 245H257V244H256ZM81 246H82V245H81ZM254 246H253V247H254ZM19 247H20V246H19ZM46 247H47V246H46ZM78 247H79V246H78ZM102 247H103V246H102ZM105 247L107 248L108 246L106 245ZM105 247H104V248H105ZM174 247H175V246H174ZM192 247H193V246H192ZM240 247H241V246H240ZM250 247L248 248V246H247L248 249H252V248H250ZM71 248H72V247H71ZM74 248H75V247H74ZM227 248H228V247H227ZM245 248H246V247H245ZM24 249H25V248H24ZM76 249H77V248H76ZM238 249H237V251H238ZM241 249H243V248H241ZM241 249H240L241 254H242V252L244 253V252H246V251L248 250V249H247V250L243 251V250H241ZM17 250H18V249H17ZM72 250H73V248H72ZM107 250H108V249H106V252H107ZM23 251H24V250H23ZM114 251H115V252H116V251L119 252V250H115V248H114ZM234 251H235L236 253H235ZM240 251H239L238 253H240ZM9 252H10V251H9ZM106 252H105V253H106ZM115 252H114V253H115ZM151 252H150V253H151ZM209 252H210V251H209ZM220 252H221V251H220ZM227 252H228V249H227ZM108 253H109V252H108ZM114 253H113V252H110L109 255H112V256H113ZM156 253H157V251H156ZM234 253H235V254H234ZM62 254H63V253H62ZM102 254H103V253H101V256H103ZM229 254H230V253H229ZM233 254H234V255H233ZM257 254H258V253H257ZM15 255H16V254H15ZM91 255H92V254H91ZM97 255H98V254H97ZM106 255H107V253H106ZM109 255H108V256H109ZM115 255H116V254H115ZM237 255H238V254H237ZM154 256H155V255H154ZM196 256H197V255H196ZM238 256H240V254H239ZM52 257H53V256H52ZM90 257H91V256H90ZM172 257H173V256H172ZM234 257H236V256H234ZM92 258H93V257H92ZM99 258H100V256H99ZM239 258H240V257H239ZM249 258H250V257H249ZM120 259H121V258H120ZM229 259L231 260L230 257H229ZM82 260H83V259H82ZM86 260H87V259H86ZM127 260H128V259H126V261H127ZM169 260H170V259H169ZM227 260H228V259H227ZM230 260H229V261H230ZM249 260H250V259H249ZM92 261H93V260H92ZM231 261H233V260H231ZM231 261H230V262H231ZM30 262H31V261H30ZM51 262H52V261H51ZM80 262H81V260H80ZM82 262H83V261H82ZM93 262H95V261H93ZM177 262H178V261H177ZM255 262H256V261H255ZM95 263H96V262H95ZM100 263H101V262H100ZM113 263H115V262L113 261ZM116 263H117V262H116ZM169 263H170V262H169ZM85 264H86V263H85ZM109 264H110V262H109ZM257 264H258V263H257Z\"/></svg>",
	"mask_w": 264,
	"mask_h": 264
}]
</instances>
